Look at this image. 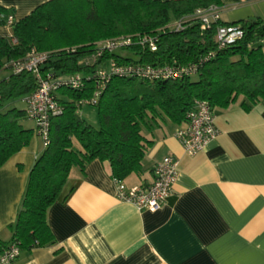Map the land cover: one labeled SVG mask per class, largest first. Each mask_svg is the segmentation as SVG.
Returning <instances> with one entry per match:
<instances>
[{"label":"trees","instance_id":"1","mask_svg":"<svg viewBox=\"0 0 264 264\" xmlns=\"http://www.w3.org/2000/svg\"><path fill=\"white\" fill-rule=\"evenodd\" d=\"M219 6L220 0H47L28 15L12 21L11 39L0 36V166L29 144L31 128L24 99L37 88L30 72L14 73L11 62L30 50L47 52L43 71L58 77L79 74L81 88L61 86L56 100L62 111L50 117L48 143L29 171L12 239L20 248L54 243L46 221L48 207L61 195L70 170L84 171L94 159L108 161L112 177L124 180L142 170V160L153 145L150 137L160 121L183 123L194 99L214 108H226L240 99L249 111L264 103V20L239 24L243 37L234 45L218 48L217 21L201 29L189 21L179 30L165 28L197 8ZM11 9L0 6V25ZM161 29V30H160ZM160 30V31H159ZM131 36L133 42L112 53L97 55L105 39ZM157 36L156 50L141 43ZM207 58V59H205ZM109 59L118 65H186L202 61L197 73L178 80L111 76L95 108L97 127L79 114L80 102L95 90L94 73ZM21 101L22 107L14 103ZM29 120V119H28ZM149 136H148V135Z\"/></svg>","mask_w":264,"mask_h":264},{"label":"crops","instance_id":"2","mask_svg":"<svg viewBox=\"0 0 264 264\" xmlns=\"http://www.w3.org/2000/svg\"><path fill=\"white\" fill-rule=\"evenodd\" d=\"M47 0H0L13 20ZM222 22L264 20V0H220ZM0 36L11 38L10 24ZM79 114L97 123L95 108ZM218 135L189 156L175 136L176 125L160 121L142 170L123 182L140 186L166 156L178 160L171 194L156 211H139L119 201L108 161L94 159L81 172L73 167L60 197L46 212L54 243L22 248L14 264H264V103L244 111L240 99L214 108ZM29 144L0 166V249L12 239L28 174L44 145ZM148 135V134H147ZM149 136V135H148Z\"/></svg>","mask_w":264,"mask_h":264},{"label":"built area","instance_id":"3","mask_svg":"<svg viewBox=\"0 0 264 264\" xmlns=\"http://www.w3.org/2000/svg\"><path fill=\"white\" fill-rule=\"evenodd\" d=\"M219 20H221L219 6L212 4L197 8L192 14L174 20L163 30L165 28L179 30L184 28L189 21L198 22L200 28L205 29ZM12 21L13 17L9 16L7 24H11ZM242 37L243 29L239 24H223L216 27L217 46L220 49L236 44ZM156 41L157 36L154 35L143 36L140 42L147 44L153 51L156 50ZM12 42L15 43V39H12ZM132 42L131 36L127 35L105 39L97 44V55L106 52L112 53L129 46ZM47 57V52H38L32 49L24 57L11 62L14 73L26 71L32 73L36 78V90L24 99L25 112L27 118L34 123L35 134L41 138L44 147L48 143L50 117L62 111L61 105L55 96L58 88L66 86L78 89L83 84V78L79 74L58 77L51 72L43 71ZM201 62L197 61L186 65L172 63L160 66H133L118 65L114 60L109 59L105 66L95 71V90L88 100L80 102V106L95 105L105 82L113 75L137 76L149 80H178L196 74ZM218 133L219 131L215 125L214 109L206 100L194 99L185 113L183 123L177 127L175 136L184 153L192 156L204 150ZM177 166L178 160L175 157L166 156L154 165L153 179L146 185L129 187L123 180L114 178L117 199L133 204L139 211L158 210L172 192L173 185L178 177ZM20 252V243L15 240L10 241L0 249V264H14Z\"/></svg>","mask_w":264,"mask_h":264},{"label":"rangeland","instance_id":"4","mask_svg":"<svg viewBox=\"0 0 264 264\" xmlns=\"http://www.w3.org/2000/svg\"><path fill=\"white\" fill-rule=\"evenodd\" d=\"M4 74H5V72L0 73V75H4ZM14 105L17 106V107H22V106H23V103H22L21 101H18V102H16V103H14ZM91 108H94V107L91 106ZM87 121H88V120H87ZM94 126L97 127V123L94 124Z\"/></svg>","mask_w":264,"mask_h":264}]
</instances>
